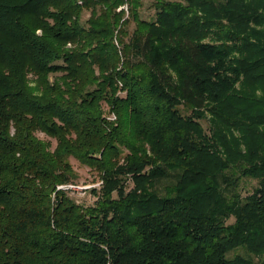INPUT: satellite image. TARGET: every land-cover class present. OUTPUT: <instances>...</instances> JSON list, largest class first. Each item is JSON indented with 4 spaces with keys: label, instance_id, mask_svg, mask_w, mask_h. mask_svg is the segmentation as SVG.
I'll return each instance as SVG.
<instances>
[{
    "label": "trees",
    "instance_id": "1",
    "mask_svg": "<svg viewBox=\"0 0 264 264\" xmlns=\"http://www.w3.org/2000/svg\"><path fill=\"white\" fill-rule=\"evenodd\" d=\"M151 6L0 0V264H264V0Z\"/></svg>",
    "mask_w": 264,
    "mask_h": 264
},
{
    "label": "rangeland",
    "instance_id": "2",
    "mask_svg": "<svg viewBox=\"0 0 264 264\" xmlns=\"http://www.w3.org/2000/svg\"><path fill=\"white\" fill-rule=\"evenodd\" d=\"M154 0H142L143 2V8L140 10V13L143 18L149 19L152 18L154 19L155 17V9L152 7V3ZM125 9L128 10V8L125 6ZM86 18L89 17V15H85ZM134 29V25L131 26V30ZM205 42H210L209 39L205 40ZM239 57V56H238ZM237 88H240V85H237ZM118 94H125V92H119ZM106 114L108 117L112 116V114L108 113V110L105 108ZM114 114V113H113ZM208 114V113H207ZM210 117V114L207 115ZM116 121V120H115ZM114 121V122H115ZM202 123L205 125V127L208 126L207 121H202ZM38 136L45 141H51L52 143V149L55 148L56 142L55 140H51L47 136H45L43 133H38ZM72 164L76 170V172L79 174V179L77 180V185L74 186L73 188V193L71 196H73L78 203L81 204H92L94 202V198L91 197L90 194V189L94 187H100L101 181L99 179V176L96 172L91 171L89 168L81 166L76 160L72 159ZM131 186L132 183H130ZM258 182L256 180H243L242 186H241V193L243 194L244 197L247 195H250L253 193V190L255 187H257ZM233 222V220H231ZM235 255H242L245 257H248V252H246L243 249H238L236 251H232L228 254V257L232 258ZM258 261V259L256 260Z\"/></svg>",
    "mask_w": 264,
    "mask_h": 264
},
{
    "label": "built area",
    "instance_id": "3",
    "mask_svg": "<svg viewBox=\"0 0 264 264\" xmlns=\"http://www.w3.org/2000/svg\"><path fill=\"white\" fill-rule=\"evenodd\" d=\"M80 3H81V2H80ZM122 95H124V94H122ZM108 119H109L110 121H115V120H117V117H116L115 114H112V116L108 117ZM60 188H61V189H68V188H74V187H73V186H61Z\"/></svg>",
    "mask_w": 264,
    "mask_h": 264
}]
</instances>
